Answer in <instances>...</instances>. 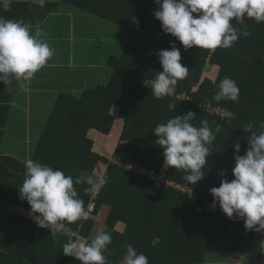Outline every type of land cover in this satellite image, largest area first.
<instances>
[{
  "label": "trees",
  "instance_id": "16d2710c",
  "mask_svg": "<svg viewBox=\"0 0 264 264\" xmlns=\"http://www.w3.org/2000/svg\"><path fill=\"white\" fill-rule=\"evenodd\" d=\"M64 1L73 12L60 16L61 26L77 37L76 58L82 64L75 85L77 89L84 85L85 89L77 96L60 94L38 132L30 156L73 178L82 172L101 175L103 164H107L104 175L108 183L96 197L91 198L87 184H74L85 208L90 201L94 202L92 213L102 205L107 206L104 230L112 236L108 245L111 254L104 253L107 264H122L128 244L146 255L149 264H264V231H246L243 219L228 218L218 203L213 210L209 208L213 204L209 189L218 187L222 179L234 178V155H243L248 146L250 133L244 131L245 126L252 122L253 130L259 133V125L264 121V102L258 110H244L241 115L238 107L251 101L259 105V99L264 101V22L245 18L244 24L235 25L233 18L230 23L239 27L238 31L246 28L250 36L241 35L228 49L185 50L175 37L162 31L161 22L153 15L155 7L156 10L159 7L155 0ZM56 2L53 0L54 7ZM49 8L42 10L43 16ZM31 12L25 9L23 13ZM120 27L127 28L120 30L125 34L116 32ZM86 37L95 38L96 42H89ZM170 41L179 48L181 64L189 67V75L178 81L174 96L157 99L151 93L150 83L144 82L140 74L145 70L149 80L156 78L157 72L162 71L156 53L170 49ZM93 45L100 46L103 54L96 50L84 54V49H93ZM97 61L103 64L90 65ZM206 63L216 67L214 80L201 78ZM225 77L236 81L237 101L213 99ZM170 103L176 108L169 109ZM208 105L216 108V113L208 112ZM114 106L119 108L121 118L120 141L109 156L102 152L94 154L88 130L93 128L108 134L114 120L111 112ZM217 108L230 112L231 116H222ZM9 109L5 95L0 96V140L5 137ZM188 111L195 113L194 126L198 120L208 123L213 120L215 127L224 129L219 143L214 145V153L207 157L204 178L195 185L185 179L183 170L168 167V179L181 188L166 184L157 187L146 175L117 164L130 161L158 171L164 157L153 130L158 124L166 123V118L182 116ZM236 116L243 119L236 120ZM237 142L241 145L239 153L233 148ZM24 160L0 157V264H80L74 257L65 255L62 248L69 236L73 239L75 236L66 232L52 236L33 220L8 210V206L19 204L30 209L19 194ZM82 222L66 223V227L75 232ZM116 222L123 226L121 231L116 230ZM147 234L153 236L152 243L143 239Z\"/></svg>",
  "mask_w": 264,
  "mask_h": 264
},
{
  "label": "clouds",
  "instance_id": "9594fccd",
  "mask_svg": "<svg viewBox=\"0 0 264 264\" xmlns=\"http://www.w3.org/2000/svg\"><path fill=\"white\" fill-rule=\"evenodd\" d=\"M46 2L47 0H31V3L40 8ZM155 2L159 7L153 15L161 22L162 31L175 37L185 50L192 47L213 51L217 48L228 49L241 35L250 36L246 28L238 31L230 23L233 18L235 25L237 22L244 24L245 18H252L257 23L264 22V0ZM11 3L12 0H0V10L9 11ZM45 35L39 25L33 31L31 23L0 16V82L9 91L14 82L22 91H28L34 75L54 56L55 49L44 39ZM169 43L170 49H161L156 53L162 71L157 72L152 81L151 93L157 99L174 96L178 81L189 75V67L181 64L179 48L174 42ZM218 89L213 97L216 102L239 99V87L229 77L220 81ZM168 107L175 109L176 105L170 103ZM194 117L195 113L192 111L182 116L175 115L153 130L156 144L163 149L164 167L183 170L186 173L185 179L191 185L204 178L203 169L208 164L210 147L216 133L220 131L219 125L213 131L207 120H201L200 127L194 126ZM259 127V133L253 130L252 122L244 128L245 132L250 133L247 136L248 146L243 155H234V178L222 179L218 187L209 189L213 197L212 207H216L218 203L220 210L228 218H242L245 230L256 232L264 231V121ZM233 148L239 153L240 143H235ZM23 164L25 170L19 187L20 198L30 205L29 215L37 226L48 229L52 236L65 233L66 223L72 224L90 218L92 210L85 208L74 184H87L95 196L108 183L105 175L82 172L73 178L60 169L31 158L24 160ZM111 243V234L98 229L90 240L78 236L73 239L69 236L62 248L65 255L74 257L80 264H107L104 253L111 254L108 249ZM122 264H149V261L146 255L138 253L128 244Z\"/></svg>",
  "mask_w": 264,
  "mask_h": 264
},
{
  "label": "crops",
  "instance_id": "0c3cea01",
  "mask_svg": "<svg viewBox=\"0 0 264 264\" xmlns=\"http://www.w3.org/2000/svg\"><path fill=\"white\" fill-rule=\"evenodd\" d=\"M56 3L57 5L54 7L53 0H47L44 7L40 8L38 5L31 3V0H12L9 11L4 12L0 10V16H4L6 19L23 20L26 23H31L33 25V31H35L36 25H39L46 33L44 39L55 49L54 56L49 60L47 65L34 75V78L29 84L28 91H22L16 82L13 83L12 90L9 91L8 88L4 86L3 82H0V96L5 95V99L10 103V109L4 127L5 137L0 140V157L4 156L6 159L10 158L11 160H26L31 158L30 151L28 154L23 151L26 150L24 147L15 146V143L17 140L21 139L23 131L26 132V128H29V120L34 113V111H32L33 107H39L47 116L55 101L60 97V94L66 93L69 94V96H77L85 89L84 85L82 89H77L75 85L77 83V78H80L79 66L82 65L78 63L76 58L79 52L75 47L77 37L71 33L70 29L61 26L63 22L60 16L65 13L72 14L73 10L69 6L70 4L67 2L65 3L64 0H57ZM48 7H50L49 9L51 10L47 15L44 14L43 16L42 10L48 9ZM25 9H29L32 12L23 13ZM80 39L81 38H79L78 41ZM84 39L89 42H96L95 38L92 37H86ZM99 47L100 46L96 47L93 45V49L85 48L83 52L84 54L87 52L90 54L96 50L95 52L103 54V50ZM94 64L92 63L90 65ZM102 64H100V66ZM1 103L5 104L6 102L1 101ZM1 116L0 114V117ZM46 118L47 117H45V120ZM42 126V123H36L35 125L36 132L34 134L37 138L39 136L38 132L40 133ZM17 132H22L21 137L15 135ZM10 141L13 142L14 145H10ZM208 261H211V259ZM207 264L210 263L208 262ZM253 264L259 263L254 262ZM260 264L263 263L261 262Z\"/></svg>",
  "mask_w": 264,
  "mask_h": 264
},
{
  "label": "rangeland",
  "instance_id": "374dc122",
  "mask_svg": "<svg viewBox=\"0 0 264 264\" xmlns=\"http://www.w3.org/2000/svg\"><path fill=\"white\" fill-rule=\"evenodd\" d=\"M152 10L154 9L153 7L151 8ZM155 10H156V7H155ZM154 10V11H155ZM239 30L240 28L237 27ZM120 30H127V28H124V27H120L116 32L120 31ZM242 31V30H241ZM117 33H115V36H116ZM119 34H125L124 31H121L119 32ZM241 39V37L239 38V40ZM97 64H101L100 62H96L94 64V66H97ZM206 68L202 70V73H201V78H205V77H209L211 80H214L215 79V76H216V67L210 63H206ZM144 77V82H147V83H150V86H151V83L152 81L149 80L150 76H147V72L145 70H143V72H141L140 74V77ZM127 85V84H126ZM124 85V86H126ZM125 94V93H124ZM183 95H181L182 97ZM123 97V94L121 95V98ZM260 103L259 105L256 104V102H247V105H241L239 104L238 107L241 108V112H240V115L245 111H256L258 110V107H261L262 104H263V99H259L258 100ZM257 101V102H258ZM210 105L207 106V111L208 112H215V109L214 107H209ZM218 112H220V114L222 116H231V113L230 112H226L224 111L223 109H219L217 108ZM32 111H34V113L32 114V116L30 117V126L29 128H26V130L28 131H23V135L21 137V134L22 132H17L15 135L21 137L20 140H17V142L15 143V146H22L24 147L26 150H23L25 152H27L29 154V151H31V148L35 142V139L37 138V136L33 133V132H36L34 129H35V125L36 123H42L44 124L45 122V117H46V114L42 112V110H40L39 107H33ZM111 112L113 113V116H114V120H113V123H112V126H111V130L108 134H102V133H98L96 132L93 128H90L88 130V138L91 139L92 142H94V146H93V150L94 151V154L97 153L99 154L100 152L103 153V155H108L109 156V153L115 149L117 143L120 141L119 140V136H120V133H121V128L119 129V127L121 126V118L119 117V108L114 106L112 109H111ZM216 113V112H215ZM239 116H236V120H242L243 117H239ZM164 122H167V118L166 120H164ZM201 126L200 125V120L197 121V124L195 123V126ZM209 126L210 128L215 131V126L213 125V120H210L209 122ZM230 128V127H229ZM230 130V129H228ZM224 134V129H221L220 127V131L219 133H216V138L213 142V145L210 147V154L212 156V153H214V145L216 146V142L219 143V138L222 137ZM30 143V144H29ZM10 145H14L13 142H9ZM216 152V151H215ZM163 162H164V159H163ZM162 167V169H165L166 168L164 167V164L162 163V165L160 166ZM179 188H181V185H178V184H174V188H177V186ZM188 193H190V191L188 190L187 191ZM209 208L211 210L214 209V207H212V205L209 206ZM107 214H108V209H107V206H101L100 209L96 212V213H92L90 214V218L88 220H84L82 222V224H80V226L78 227V230L73 232L71 230H69L70 233L68 234H72L73 236H75V238L78 236V237H81V238H85V239H88L90 240L96 233V231L98 229H103L104 230V227H105V219L107 217ZM122 227V228H121ZM115 228L116 230H119L121 231L123 229V226L121 225L120 222H116V225H115ZM82 230V232H81ZM145 240V242L147 243H152L153 242V236L151 235H145V237L143 238Z\"/></svg>",
  "mask_w": 264,
  "mask_h": 264
},
{
  "label": "built area",
  "instance_id": "2783aa9c",
  "mask_svg": "<svg viewBox=\"0 0 264 264\" xmlns=\"http://www.w3.org/2000/svg\"><path fill=\"white\" fill-rule=\"evenodd\" d=\"M117 164L125 167L127 170L132 171L133 173L146 175L148 177L149 181L157 187L161 186L162 184L174 186V184H172V182L167 177L168 167L166 168V170L162 169V167H160L158 169V171H155L153 169H150V170L144 169V168L138 166V164H134L130 161H126L123 163L118 161ZM106 166H107V164L103 165L104 171L102 172L101 175H104L106 173V170H105ZM177 188L179 189L178 186H177ZM98 193L95 196L92 195L91 198L96 197L98 195ZM93 207H94V202L90 201L86 209L92 210ZM8 210L11 212H14V213H18L19 215H21L24 218H28V219L33 220L31 218V216L29 215L30 210L25 208L22 205L8 206ZM35 215H38V214H35ZM68 232H69V229H67L66 233H68Z\"/></svg>",
  "mask_w": 264,
  "mask_h": 264
}]
</instances>
